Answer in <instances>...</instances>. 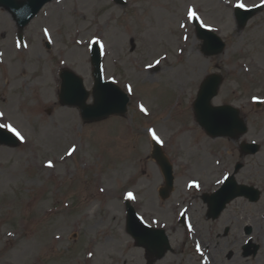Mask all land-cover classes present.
<instances>
[{
    "label": "rangeland",
    "instance_id": "obj_1",
    "mask_svg": "<svg viewBox=\"0 0 264 264\" xmlns=\"http://www.w3.org/2000/svg\"><path fill=\"white\" fill-rule=\"evenodd\" d=\"M126 2L54 0L26 28L25 48L17 42L11 16L0 9V123L23 137L17 148L0 146V264H147L144 249L126 231V200L142 217H154H147L148 223L163 221L172 228L173 247L186 243V260L170 254L156 264H199L195 256L187 261L193 242L173 222L176 201L191 195L184 189L188 182L211 179L214 159L239 160V141L213 140L194 120L198 89L211 74L224 77L213 105L239 107L250 125L251 135L243 140L264 146V106H254L264 105V7L244 30L234 16L237 3L252 8L264 6V0ZM189 9L227 45L222 54L202 53L204 42L197 38ZM95 40L103 46L104 78L132 91L125 117L85 124L78 110L59 103V72L74 71L91 90ZM149 128L175 166L179 188L166 204L157 194L162 180L152 162ZM184 130L186 137L180 134ZM200 159L210 160L206 168L196 169ZM257 159L252 162L261 166L263 179L264 147ZM252 173L249 166L242 174L252 178ZM243 211L244 220L240 208H230L213 229L223 236L234 217L258 226L262 249L239 264H264V196L260 206L245 205ZM190 215L194 229L201 228L213 245V264H236L226 257L232 249L227 240L207 235L212 223H205L199 202Z\"/></svg>",
    "mask_w": 264,
    "mask_h": 264
},
{
    "label": "water",
    "instance_id": "obj_2",
    "mask_svg": "<svg viewBox=\"0 0 264 264\" xmlns=\"http://www.w3.org/2000/svg\"><path fill=\"white\" fill-rule=\"evenodd\" d=\"M52 0H0V7L9 11L14 19L18 22L21 30H23L30 21L39 13L42 7ZM252 13H237L239 24L241 27L246 25V22L252 17ZM198 34L212 45L205 46L206 55H218L223 52L225 45H223L217 37L198 29ZM101 56L97 46L93 49L92 66L94 68L93 76L95 79V88L93 91L94 103L87 104L89 93L86 92L83 86V80L77 77L70 71H65L62 74L63 85L60 99L63 104L68 106L78 107L81 111L82 117L87 122H97L108 118L113 114H123L126 111L127 101L126 97H121V91L110 83H104L101 74ZM222 78L218 75L209 76L203 83L198 99L195 104V113L197 122L202 126L212 137L228 136L231 138L238 137L246 132L244 122L239 118L237 111L232 108H213L211 100L217 95ZM115 90V91H114ZM115 92V100L112 95ZM125 104V106H123ZM123 107V108H122ZM0 145H7L9 147H17L18 142L0 129ZM155 155H157L160 164L167 165L162 156V151L156 147ZM169 185L172 186V177L168 175ZM128 230L135 237L138 246H144L151 251V256L161 258L167 250L166 241L163 242V248H159L153 244L157 242V237L153 239L154 231L146 230L144 235V227L141 226L140 219L132 207L129 206ZM164 244L166 245L164 247Z\"/></svg>",
    "mask_w": 264,
    "mask_h": 264
},
{
    "label": "flooded vegetation",
    "instance_id": "obj_3",
    "mask_svg": "<svg viewBox=\"0 0 264 264\" xmlns=\"http://www.w3.org/2000/svg\"><path fill=\"white\" fill-rule=\"evenodd\" d=\"M263 106H260L259 108H261ZM245 141L243 139L239 140V145L237 148V152L239 153V160L237 159L236 161L233 162H229L228 160H223V157L221 156V159H214L212 164L216 167L214 173L212 175H210L211 179L208 178L209 180L205 181V183H200V185H196V184H190L189 188L191 190H193V192H191V195H189L187 197V195H183L180 200L176 201V206H182L185 203H188L190 200V203H196L199 202L202 205L203 208V219L205 218L206 220V224H211L209 232H212L214 234H217V237H221L222 235L216 233V231L213 229L214 224L217 223L218 221L221 220V218L228 212V210L232 207H237L240 208V214L242 219L244 220L245 214L243 211V208L245 207V205H250V206H256L259 205L261 203V199L264 196V186L262 187V185H264V178L262 179L260 173H261V166H254L252 160H258V156H260V154L262 153L263 147L260 148V152L258 153V155L256 156H245L243 153V148L241 146L242 143H244ZM254 143V141H251ZM255 142H260L259 140H255ZM259 144V143H258ZM261 146V145H260ZM249 158L248 162L244 163V159ZM247 163H251V165L247 164ZM211 164V163H210ZM242 164V168L238 171H236V166ZM249 166H252L253 169V173L251 174L252 178H246L242 173L245 171V169H247ZM261 168V169H260ZM225 177H227V179L229 177H234L233 179V183L239 185V186H246L249 189H254V190H259L261 192V195H259L258 200L256 202L251 201L249 197L243 196V197H238L235 198L227 207V209L221 214L220 218L214 220L213 218H209L207 217V210L209 208V202H206V199H210L212 198L221 188L222 186L225 184V182L227 181V179H225ZM164 180H163V184L162 186H164ZM161 186V187H162ZM234 188H236V186H233ZM178 185H177V177L175 176V191L173 193H169L170 195L168 196L167 200H161V202L165 203L171 198V196L178 190ZM185 189V186H184ZM253 192V196L257 197V194ZM183 193L179 194L182 195ZM178 195V196H179ZM212 203V202H211ZM170 209V212L175 215V205L174 202H170L167 205ZM192 220V217H190ZM179 219V220H178ZM176 218V216L174 217V221L176 223H179V225L181 227L187 228V215L185 218V222L186 225L182 224L181 222V218ZM163 221H160L161 223V228H163L169 239H170V243L172 245V237L170 235L171 229L169 228V226L166 223H162ZM193 222V220H192ZM260 221H258L259 223ZM195 226V225H194ZM197 227V226H196ZM196 229V228H195ZM194 228L190 231H188V229H186V234H188L189 238L192 240V244L191 246L193 247V249H190V253L188 252V260H192L194 261V256H199V253L197 254L195 249L197 246H200L201 244L203 245V248L205 250H202L203 253H207V255L205 257H203V259H201L199 261V264H212V256L210 255V245L207 244V242L204 239V237L200 234V229L198 228L195 230ZM174 233V231H172ZM208 232V231H207ZM223 239H226L227 242V246L231 247L232 249L229 250L228 255L226 256L228 260H234L236 264L240 263V258L241 259H246L249 260L251 259V257H255V256H249L246 257L245 255L248 253L249 250H252L253 248L250 249H245L246 246L249 245V243H251L250 241H252L254 244H258L260 245V232H259V227L253 225L252 223H245L243 224L241 219H237L236 217L233 218V220L230 221V224L228 223L225 227H224V231H223ZM231 239V240H230ZM198 240V241H197ZM249 242V243H248ZM175 244V242H174ZM186 243L177 245L176 249L175 247H173L172 245V250L170 252H168L167 255H176V256H182L185 257L183 255L184 251H182L185 247ZM166 255V256H167ZM165 256V257H166ZM164 257V258H165ZM163 258V259H164ZM162 259V261H163ZM186 260V257H185ZM208 261V263H207Z\"/></svg>",
    "mask_w": 264,
    "mask_h": 264
},
{
    "label": "snow or ice",
    "instance_id": "obj_4",
    "mask_svg": "<svg viewBox=\"0 0 264 264\" xmlns=\"http://www.w3.org/2000/svg\"><path fill=\"white\" fill-rule=\"evenodd\" d=\"M236 7L237 8H244L245 7V5L243 4V3H237L236 4ZM188 18L189 19H193V18H197L198 19V17H196V13L192 10V9H189L188 10ZM94 43H99V41L98 40H95V41H93ZM101 47H103L102 45H101ZM159 63V61H157V64ZM128 91L129 92H131L132 91V89H131V87L129 86V88H128ZM141 111L142 112H145L146 114H147V110L143 107V106H141ZM0 115H2V114H0ZM0 128H7V130L9 131V132H11L13 135H15L16 137H18V138H20L21 140L23 139V137L21 136V134H20V132L19 131H17V129L16 128H14L12 125H10V124H3V123H0ZM151 131V130H150ZM151 135H152V138L154 139V140H156V142L157 143H163L160 139H159V137H157L156 136V134H155V132L154 131H151ZM73 151H75V149H73ZM53 165L51 164V162H49V164L47 165V167H52ZM225 179H227V177H225ZM191 186V185H190ZM127 198L128 199H133L134 197H133V195H132V193H128L127 194ZM197 250L199 251V246L197 247Z\"/></svg>",
    "mask_w": 264,
    "mask_h": 264
},
{
    "label": "bare ground",
    "instance_id": "obj_5",
    "mask_svg": "<svg viewBox=\"0 0 264 264\" xmlns=\"http://www.w3.org/2000/svg\"><path fill=\"white\" fill-rule=\"evenodd\" d=\"M158 26V25H157ZM158 30H160V33L162 34V36L163 37H165V29L164 28H162V29H158ZM152 35H154V36H158V33L156 34V33H152ZM195 45H200V42L198 41L197 43H195ZM170 127H175V125H172V126H170ZM187 130H184V131H181L180 132V134H182L183 135V137H186V132ZM183 140H186V138H182ZM205 163H207V165H208V159H207V162H206V160H202L201 161V159H200V164H199V166H196V169H200V167H202L203 169L204 168H206V165H205ZM156 177V176H155ZM150 193V192H149Z\"/></svg>",
    "mask_w": 264,
    "mask_h": 264
}]
</instances>
